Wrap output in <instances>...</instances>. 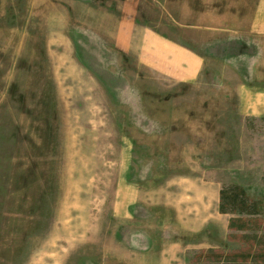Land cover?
<instances>
[{"label":"rangeland","instance_id":"rangeland-1","mask_svg":"<svg viewBox=\"0 0 264 264\" xmlns=\"http://www.w3.org/2000/svg\"><path fill=\"white\" fill-rule=\"evenodd\" d=\"M248 17L249 0H0V264H204L168 247L195 198L264 201Z\"/></svg>","mask_w":264,"mask_h":264},{"label":"crops","instance_id":"crops-1","mask_svg":"<svg viewBox=\"0 0 264 264\" xmlns=\"http://www.w3.org/2000/svg\"><path fill=\"white\" fill-rule=\"evenodd\" d=\"M248 32L253 44H264V0H249ZM188 199L192 200L191 197L184 200ZM195 199L198 200L195 203L197 207L191 208L195 209L192 213L194 218L177 220L176 229L169 233L170 237L174 238L169 241L168 247H201L205 252L210 248L217 251L228 250L229 234L235 233V230L228 228L231 215L219 211L218 191L214 195H205V198L196 197ZM176 209L180 208L176 207ZM192 228L195 233L189 235ZM181 229L187 233L179 235L178 232ZM205 252L202 257L203 262ZM182 260L180 264H187L186 257H182Z\"/></svg>","mask_w":264,"mask_h":264},{"label":"trees","instance_id":"trees-1","mask_svg":"<svg viewBox=\"0 0 264 264\" xmlns=\"http://www.w3.org/2000/svg\"><path fill=\"white\" fill-rule=\"evenodd\" d=\"M219 211L231 215L228 228L242 232L243 245L231 251L208 249L203 263L264 264V201L251 197L239 184H228L219 191Z\"/></svg>","mask_w":264,"mask_h":264}]
</instances>
